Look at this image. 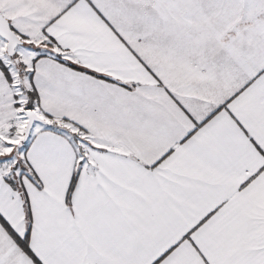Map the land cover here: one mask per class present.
I'll list each match as a JSON object with an SVG mask.
<instances>
[{
  "label": "snow or ice",
  "instance_id": "snow-or-ice-1",
  "mask_svg": "<svg viewBox=\"0 0 264 264\" xmlns=\"http://www.w3.org/2000/svg\"><path fill=\"white\" fill-rule=\"evenodd\" d=\"M0 264H264V0H0Z\"/></svg>",
  "mask_w": 264,
  "mask_h": 264
}]
</instances>
